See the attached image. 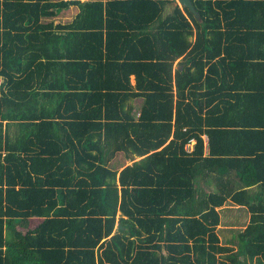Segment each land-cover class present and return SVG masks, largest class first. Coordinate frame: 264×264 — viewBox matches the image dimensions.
I'll return each mask as SVG.
<instances>
[{
  "label": "trees",
  "instance_id": "16d2710c",
  "mask_svg": "<svg viewBox=\"0 0 264 264\" xmlns=\"http://www.w3.org/2000/svg\"><path fill=\"white\" fill-rule=\"evenodd\" d=\"M173 2L0 0V264H264V0Z\"/></svg>",
  "mask_w": 264,
  "mask_h": 264
},
{
  "label": "crops",
  "instance_id": "0c3cea01",
  "mask_svg": "<svg viewBox=\"0 0 264 264\" xmlns=\"http://www.w3.org/2000/svg\"><path fill=\"white\" fill-rule=\"evenodd\" d=\"M79 11V5L72 4L57 11L56 16H54L53 20H55V23L71 22L79 13ZM191 143L192 144L190 146V149L192 148L194 142L192 141ZM137 159H139V157L135 158V160ZM251 190L252 193H255L257 191L256 187H253ZM218 212L220 216V223L217 227V234L219 236V239L221 243H223L221 237H224V240L228 242H224L223 244L234 245V242L237 240L239 231L244 229L248 225L250 220V213L247 210L246 206L235 205L234 203L229 201L225 202L222 207L218 208ZM252 264H255V260Z\"/></svg>",
  "mask_w": 264,
  "mask_h": 264
},
{
  "label": "rangeland",
  "instance_id": "374dc122",
  "mask_svg": "<svg viewBox=\"0 0 264 264\" xmlns=\"http://www.w3.org/2000/svg\"><path fill=\"white\" fill-rule=\"evenodd\" d=\"M175 5H178V6H180L178 3H177V0H174V2L173 3H171V4H169V5H167L166 7H165V10H164V15L166 14V13H168V12H170L171 10H172V8L175 6ZM140 103H141V99L140 98H137V99H135V101H134V104H135V106L138 108L139 107V105H140ZM191 144L192 143H190L189 145H188V148L190 149V146H191ZM132 161H130V160H126L125 161V164L127 165V164H130ZM115 229H116V226H115ZM221 235V234H220ZM221 237V236H220ZM222 238V242L224 243V242H228V241H225L224 239V237H221Z\"/></svg>",
  "mask_w": 264,
  "mask_h": 264
},
{
  "label": "water",
  "instance_id": "95a60500",
  "mask_svg": "<svg viewBox=\"0 0 264 264\" xmlns=\"http://www.w3.org/2000/svg\"><path fill=\"white\" fill-rule=\"evenodd\" d=\"M177 3L180 5V7H186L191 13L195 15L196 18L200 20V15L196 11L192 0H177ZM122 226L118 225L116 228H121Z\"/></svg>",
  "mask_w": 264,
  "mask_h": 264
},
{
  "label": "built area",
  "instance_id": "2783aa9c",
  "mask_svg": "<svg viewBox=\"0 0 264 264\" xmlns=\"http://www.w3.org/2000/svg\"><path fill=\"white\" fill-rule=\"evenodd\" d=\"M63 1H69V2H72V1H82V0H63Z\"/></svg>",
  "mask_w": 264,
  "mask_h": 264
}]
</instances>
